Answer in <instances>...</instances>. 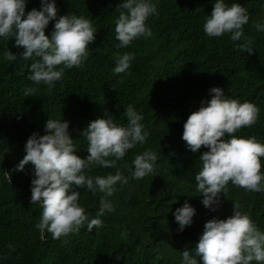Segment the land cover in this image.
Segmentation results:
<instances>
[{"label": "trees", "instance_id": "trees-1", "mask_svg": "<svg viewBox=\"0 0 264 264\" xmlns=\"http://www.w3.org/2000/svg\"><path fill=\"white\" fill-rule=\"evenodd\" d=\"M226 2L247 9L250 19L243 31L253 41L252 54L239 50L243 39L233 42L227 33L212 38L205 34L203 23L214 0H159L158 15L146 22L153 36L120 49L115 20L121 0H56L58 15L85 16L98 32L84 66L65 69L51 89L28 79L34 59L18 56L7 61L6 51L19 55L23 49L14 46L13 37L0 38V264H182L181 253L195 248L206 222L217 216L227 219L235 203L264 231V192L229 182L215 212L202 205L194 178L201 167L199 157L208 149L202 146L192 153L182 139L189 115L202 100L210 99V88L219 86L228 98L250 101L260 109L256 124L236 135L254 136L264 143V32L255 27V22H264V0ZM33 8H40V0H28L26 12ZM54 24L49 23L46 35ZM125 52L135 59L126 72L116 74L117 55ZM28 87L36 88L31 97L24 95ZM129 104L143 114L149 136L118 161V167L130 177L127 167H134L135 156L153 150L158 154L155 174L118 183L109 198L115 211L101 217L102 227L89 232L85 225L60 239L45 232L41 238L37 224L43 209L30 203L34 165L30 162L24 171L15 170L26 154L29 136L47 134L44 125L49 118L70 121L76 154L83 159L90 154L81 136L87 125L107 111L116 123L126 126L124 109ZM261 163L264 172V157ZM116 170L93 168L88 175L106 176ZM79 191L81 205L94 218L102 194ZM185 201L196 215L191 226L178 232L174 213Z\"/></svg>", "mask_w": 264, "mask_h": 264}, {"label": "clouds", "instance_id": "clouds-1", "mask_svg": "<svg viewBox=\"0 0 264 264\" xmlns=\"http://www.w3.org/2000/svg\"><path fill=\"white\" fill-rule=\"evenodd\" d=\"M159 0H121L116 7L119 16L115 20V39L118 49L128 48L135 40L151 38L153 32L147 25L148 19L158 15ZM28 0H0V38L15 39V47L22 48L19 55L11 51L4 58L13 62L18 56L25 61L34 59L30 65L28 79L35 85H47L50 89L64 76L65 69L81 68L89 58V44L96 39L98 30L85 16L75 14L58 15L56 0H40V8L26 12ZM210 14L205 18L203 30L212 37L230 34L240 51L252 54L253 41L244 35L243 28L250 16L239 3L231 6L226 0H214ZM55 21L50 35L46 29ZM258 32H264V22H255ZM135 59L134 54L125 52L117 55L116 74L126 72ZM62 66V67H59ZM34 87L24 90L31 97ZM210 99L201 101L197 111L192 112L184 123L182 135L192 153L207 151L200 155L201 167L195 175L196 191L201 193L202 205L215 212L220 207L221 195L226 196V187L233 185L252 192H264V172L261 158L264 143L256 137L237 136L242 128L256 124L260 109L252 102H240L225 95L224 89L214 86L209 90ZM127 125L116 123L107 111L103 118L91 121L81 133L87 141L86 158H81L71 133L70 121L49 118L44 130L47 134L33 132L24 147L25 155L16 165V171H24L30 162L34 165L31 180L30 203L43 209L37 228L41 238L45 232L53 239H60L79 232L86 225L87 231L103 225L101 217L115 211L113 202L119 184H127L129 178L140 181L154 175L158 154L145 150L127 167L126 177L118 167L128 152L137 145L146 143L149 133L142 123L144 116L129 104L124 109ZM161 154V153H160ZM93 168H116L115 174L91 176ZM5 177L11 182L8 173ZM84 189L93 195L102 194L100 207L95 217L86 214L80 196ZM238 203L233 204V214L227 219L219 216L206 222L204 231L195 248L185 250L182 264H264V231L242 213ZM196 209L188 202L175 210L178 232L191 226Z\"/></svg>", "mask_w": 264, "mask_h": 264}]
</instances>
